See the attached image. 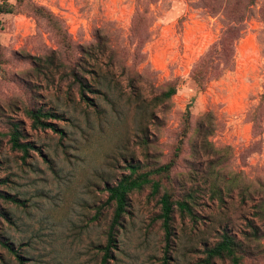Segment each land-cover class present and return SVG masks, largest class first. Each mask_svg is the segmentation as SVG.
<instances>
[{
  "label": "rangeland",
  "instance_id": "rangeland-1",
  "mask_svg": "<svg viewBox=\"0 0 264 264\" xmlns=\"http://www.w3.org/2000/svg\"><path fill=\"white\" fill-rule=\"evenodd\" d=\"M8 1L13 12H0V189L18 201H0V237L24 262L99 264L112 214L105 184L129 163L140 171L166 163L181 142L172 183L161 182L175 197L193 190L195 220L175 210L166 247L156 219L162 189L131 192L109 264H230L205 262L224 228L247 247L242 264H264L255 214L264 107L261 134L249 117L263 92L264 0ZM29 1L47 14L34 15ZM234 25L242 32L233 67L199 89L194 63ZM82 61L92 87L85 97L69 75ZM169 86L175 94L154 100ZM35 108L56 114L44 118L53 128L31 126L25 109ZM11 123L31 144L27 155L11 148ZM213 178L219 193L210 191ZM245 188L252 199L242 198ZM250 223L261 229L255 237ZM0 264L19 263L0 246Z\"/></svg>",
  "mask_w": 264,
  "mask_h": 264
},
{
  "label": "trees",
  "instance_id": "trees-1",
  "mask_svg": "<svg viewBox=\"0 0 264 264\" xmlns=\"http://www.w3.org/2000/svg\"><path fill=\"white\" fill-rule=\"evenodd\" d=\"M21 1V0H20ZM31 4V10L33 14L38 16H45V8L41 5ZM14 10L13 5L8 0H1L0 12L12 13ZM47 16V15H46ZM242 27L229 26L221 34V36L212 43L208 49L196 60L191 70V79L195 82L199 89H204L206 84L217 77H219L224 70H229L234 65V47L235 43L240 37ZM87 55L90 58H96V54L88 51ZM85 62L77 64L78 68H72L69 70V75L72 77L73 82L78 84L79 93L82 97H85V92L92 90L91 84L86 82L84 77L80 75L79 71H85ZM95 82L99 81L98 75L95 73L92 75ZM176 86H169L159 96L155 97L154 100L162 102L170 98L176 93ZM259 107H264V84L263 92L261 93L259 104L249 112V117L252 122V130L255 134H261L262 132V121L263 113L259 111ZM26 115L31 119V126L33 128L38 127H54L51 123L44 120V118L54 117L56 114L51 110H43L42 108L25 109ZM186 122L190 119V111L188 109L184 113ZM185 132V130H184ZM10 146L14 150H19L23 155H27L31 144L23 141V133L19 130L16 123H11L10 130L8 131ZM2 133H0V144ZM209 146V145H208ZM207 147V145H206ZM181 151V142L175 147L174 156L166 163L157 167H152L146 170H139V164H128V173L122 174L114 183L105 184L104 189L107 192L106 203L112 205V214L105 231V243L100 247L102 250V257L99 264H109L108 260L111 258L112 249L115 246V237L119 228L122 227L123 217L127 212L129 204V194L135 190H141L146 185L151 188L152 194L162 193L159 196L158 202L160 204L159 212L156 214V219L160 221V227L163 232L166 247H169L170 241L173 236V215L177 210L181 217L189 216L195 220L193 213L191 197L193 196V190H189L185 193L184 197H175V192L169 186H162L161 178L165 177L167 182L172 183L170 172L176 158L179 156ZM217 178H213L209 183L211 185V193H219L220 187L217 186ZM1 183V180H0ZM264 189V184H261ZM219 197V196H218ZM243 199H252L251 191L245 188L242 193ZM11 200L17 202L18 200L14 197H10L0 189V201ZM256 216L264 224V193H261L259 201L256 202ZM3 213L0 210V217ZM250 232L246 233L252 236H257L261 229L254 224L249 225ZM0 246L5 247L11 252L17 259L19 264H26L20 253L13 249L5 239L0 237ZM206 257L205 262L210 263L212 259H228L230 264H242V260L247 253V247L242 241L236 239L226 228L222 230L219 235V239L212 245L207 246L205 249ZM167 260H164L166 264Z\"/></svg>",
  "mask_w": 264,
  "mask_h": 264
}]
</instances>
